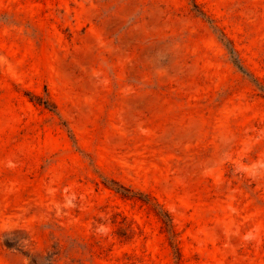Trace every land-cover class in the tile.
Returning a JSON list of instances; mask_svg holds the SVG:
<instances>
[{"label": "rangeland", "instance_id": "obj_1", "mask_svg": "<svg viewBox=\"0 0 264 264\" xmlns=\"http://www.w3.org/2000/svg\"><path fill=\"white\" fill-rule=\"evenodd\" d=\"M0 264H264V0H0Z\"/></svg>", "mask_w": 264, "mask_h": 264}]
</instances>
